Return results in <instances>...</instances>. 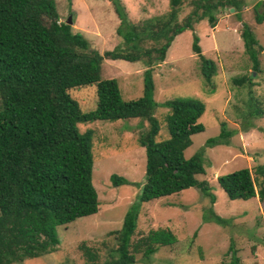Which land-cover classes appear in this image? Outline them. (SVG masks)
<instances>
[{"label":"trees","instance_id":"trees-1","mask_svg":"<svg viewBox=\"0 0 264 264\" xmlns=\"http://www.w3.org/2000/svg\"><path fill=\"white\" fill-rule=\"evenodd\" d=\"M108 1L119 20L116 34L122 47L100 55L71 24L59 21L55 0H0V264L22 263L53 252L59 244L58 226L98 211L91 183L93 132H79L78 124L130 119L146 122L136 138L144 151L143 180L120 229L111 232L116 248L99 261L95 252L84 247L86 264H134L137 253L147 260L159 247L175 245L174 234L161 228L133 239L141 203L188 188L197 189L214 203L211 186L196 178L204 174L203 151L227 145L236 131L226 129L221 122L219 133L186 158L183 152L191 145V136L204 130L198 121L204 103L190 98L156 102L151 72L164 60L177 35L193 30L202 20L214 27L216 12L233 8L237 14L244 0H189L190 10L181 21L178 16L183 0H168L165 15L135 23L125 18L120 0ZM263 20L264 1H259L254 5V22ZM240 39L255 70L262 46L246 23L241 25ZM191 51L198 56L201 76L210 83L216 67L201 54L196 36ZM103 58L140 62L145 67L141 96L123 101L116 79L100 76ZM247 79L242 76L232 81L241 85ZM92 85L96 104L93 110L83 112L69 90ZM158 107L167 110L163 118L167 137L160 140L156 139L160 124L154 116ZM251 108L248 120L263 117L264 103L257 100ZM242 125L244 131L251 123L249 127L244 122ZM110 181L113 186L129 184L115 174L110 175ZM216 181L229 200L246 201L255 196L264 200V164L253 168V176L249 169L241 168L217 176ZM210 221L225 224L215 214ZM227 252L225 264H239L232 243Z\"/></svg>","mask_w":264,"mask_h":264},{"label":"rangeland","instance_id":"rangeland-1","mask_svg":"<svg viewBox=\"0 0 264 264\" xmlns=\"http://www.w3.org/2000/svg\"><path fill=\"white\" fill-rule=\"evenodd\" d=\"M259 1L264 0H244L237 14L227 9L216 12L214 27L202 20L193 30L183 31L171 42L164 60L152 68L156 102L190 98L204 103V112L198 120L204 130L191 136L192 143L183 152L186 158L204 146L206 139L219 133L221 122L236 133L229 137L227 145L205 147L203 151L204 174L196 178L211 186L214 203L197 189L188 188L140 204L133 239L144 236L150 229L161 228L171 231L176 243L159 247L147 260L137 253L134 264H225L231 243L239 264H264V200L257 196L246 201L229 200L216 181L217 176L241 168L249 169L253 176V168L264 164V115L251 121L247 115L255 101L264 103V20L260 24L254 22V5ZM55 3L59 21L66 22L70 17L72 30L88 40L90 49L102 55L122 47L116 34L119 20L108 0H55ZM120 3L131 23L169 11L168 0H120ZM188 4L189 0H183L179 21L190 10ZM259 7L256 9L261 12ZM242 23L249 25L262 46L255 70L240 39ZM193 36L198 38L203 57L215 64L210 83L201 76L198 56L191 51ZM144 69L140 62L103 58L100 76L116 79L121 99L129 101L142 94ZM242 76L248 78L244 84L232 81ZM69 96L83 112L95 107L93 85L69 90ZM166 111L158 107L154 113L160 124L157 140L167 137L163 121ZM243 122L247 127L251 123L244 131ZM145 125L139 119L77 125L79 132L88 129L93 132L91 183L98 211L58 226L59 244L53 252L13 264H86L84 247L95 252L99 261L108 257L117 244L111 232L120 229L122 217L134 203L143 180L144 151L136 144V138ZM112 174L127 179L129 184L113 186ZM210 214L223 218L225 224L210 221Z\"/></svg>","mask_w":264,"mask_h":264},{"label":"water","instance_id":"water-1","mask_svg":"<svg viewBox=\"0 0 264 264\" xmlns=\"http://www.w3.org/2000/svg\"><path fill=\"white\" fill-rule=\"evenodd\" d=\"M229 10L232 12L233 11V8H230ZM66 24H68V25L71 24L70 17L67 19Z\"/></svg>","mask_w":264,"mask_h":264}]
</instances>
